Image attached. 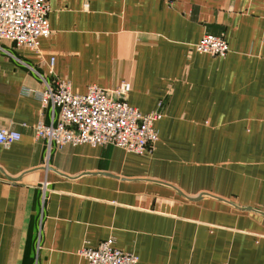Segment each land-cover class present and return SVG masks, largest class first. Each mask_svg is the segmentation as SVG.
Instances as JSON below:
<instances>
[{
    "label": "crops",
    "instance_id": "0c3cea01",
    "mask_svg": "<svg viewBox=\"0 0 264 264\" xmlns=\"http://www.w3.org/2000/svg\"><path fill=\"white\" fill-rule=\"evenodd\" d=\"M48 3L39 52L0 42V128L21 135L0 145V264H86L108 240L139 264H264V0ZM206 34L226 58L194 50ZM57 79L162 102L154 149L49 148L35 126L59 109L35 92Z\"/></svg>",
    "mask_w": 264,
    "mask_h": 264
},
{
    "label": "built area",
    "instance_id": "2783aa9c",
    "mask_svg": "<svg viewBox=\"0 0 264 264\" xmlns=\"http://www.w3.org/2000/svg\"><path fill=\"white\" fill-rule=\"evenodd\" d=\"M51 9L48 0H0V42H12L17 48L39 52L40 40L48 38ZM194 50L214 58H226L230 52L222 36L206 34L194 45ZM55 58H51L53 75ZM130 82H121L106 90L92 85L84 94L74 93L69 81L46 82L43 90L35 92L42 110L59 109L57 125L40 120L35 126L36 137L62 148L90 145L116 147L136 155H145L159 141L156 123L163 118V103L158 109L143 113L128 102ZM21 140L19 132L0 128V145L11 146ZM86 264H139V257L118 249L112 240L97 248H83Z\"/></svg>",
    "mask_w": 264,
    "mask_h": 264
}]
</instances>
